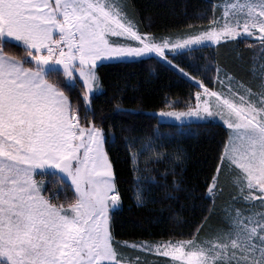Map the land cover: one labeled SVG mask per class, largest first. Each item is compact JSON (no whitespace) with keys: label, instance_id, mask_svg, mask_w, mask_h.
Instances as JSON below:
<instances>
[{"label":"snow or ice","instance_id":"obj_1","mask_svg":"<svg viewBox=\"0 0 264 264\" xmlns=\"http://www.w3.org/2000/svg\"><path fill=\"white\" fill-rule=\"evenodd\" d=\"M215 10L206 28L155 38L140 31L127 0H0V264H140V253L168 258L164 264H264V0H226ZM238 38L258 41V74L253 54L252 79L225 73L227 91L219 92L196 80L203 95L196 92L195 104L158 113L226 126L206 185L214 203L224 200L221 177H229L222 219L213 226L205 218L186 239L117 241L111 220L121 196L106 150L115 140L95 123L90 100L99 88L97 62L157 57L195 79L174 63L177 56ZM60 75L65 86L82 82L83 111L56 82ZM128 148L134 172L144 153L163 156L151 139ZM48 170L63 177L67 203L36 179ZM136 199L143 203L140 191Z\"/></svg>","mask_w":264,"mask_h":264},{"label":"trees","instance_id":"obj_2","mask_svg":"<svg viewBox=\"0 0 264 264\" xmlns=\"http://www.w3.org/2000/svg\"><path fill=\"white\" fill-rule=\"evenodd\" d=\"M221 2L127 0L129 12L135 17L140 31L155 38H178L188 31L208 27L212 17L219 16L215 9ZM190 24L196 27L190 29ZM250 44V41L236 40L177 56L174 63L184 67L195 79L183 77L157 57L98 66L96 71L102 92L91 97V107L95 112V123L103 126L115 140L106 145V150L114 162L121 196L120 207L111 220L117 241L156 243L186 239L195 234L205 218L213 226L222 219L231 187L229 177H221L226 188L224 200L214 203L207 195L206 185L215 175L227 139V128L211 120L187 125L162 123L155 113L186 109L195 101L196 92L201 90L196 80L219 92L222 88L227 89L225 73L237 81L252 79L253 54L257 47L254 44L249 47ZM10 51L23 54L17 47ZM255 64L258 74L257 59ZM217 68L221 70L219 73ZM221 80L225 81L223 86ZM65 81L63 75L56 78L70 100L80 102L83 111L82 82L65 86ZM149 139L163 156L157 160L153 153H144L139 158L140 171L134 172L128 145L135 142L138 150ZM178 153H182L180 161L176 160ZM173 172L176 175H172ZM39 176L51 193L60 194V203H67L60 177L52 172ZM138 191L143 195L142 204L136 199ZM67 196L70 198L72 193L68 192ZM124 252L132 258L137 255L128 249ZM140 258H143L140 264H164L167 259L147 253L141 254Z\"/></svg>","mask_w":264,"mask_h":264},{"label":"rangeland","instance_id":"obj_3","mask_svg":"<svg viewBox=\"0 0 264 264\" xmlns=\"http://www.w3.org/2000/svg\"><path fill=\"white\" fill-rule=\"evenodd\" d=\"M224 2H226V0H222V2H221V5H222V3H224ZM111 39H113V40H121V41H123V38H120V37H112ZM237 40H241L242 41V39H240V38H238ZM243 41H250L252 44H254L256 47H257V52H256V56H257V61L259 62V60H258V56H259V43H258V41L255 39V38H247L246 40H243ZM130 43H134V42H130ZM252 44H250V45H252ZM211 46H215V44H212ZM145 58H149V57H145ZM141 59H143V58H141ZM129 60H138V59H129ZM115 62H127V60H124V61H98L97 63H98V66H100V65H103L104 63H115ZM216 77V76H215ZM214 77V78H215ZM218 77V76H217ZM66 79V78H65ZM214 81H216V79H214ZM222 81V80H221ZM223 82H225V81H223ZM210 90H213V89H210ZM213 91H215V90H213ZM226 91H227V89H226ZM102 92V86L100 85V82H99V88H97V89H95L94 90V93L91 95V97L94 95V94H97V93H101ZM199 92H201V94L203 95V89L201 88V90L199 91ZM91 97H90V100H91ZM195 102H196V99H195V101L192 103V104H195ZM185 110V109H184ZM184 110H174V111H184ZM166 111H173V110H166ZM158 113L159 112H156L155 113V115L160 119V122H162V123H170V124H179V125H187L188 123H199V122H210V120L211 121H217V122H219V123H221V124H223V122L219 119V118H215V119H210V120H198V119H196V118H191V119H188V118H185L184 120H183V122H181V121H176L174 118H161V117H159V115H158ZM224 125V124H223ZM225 126V125H224ZM226 127V126H225ZM50 172H52V173H54V174H56L58 177H60L61 179H63V177L59 174V173H56L54 170H48V172H46V173H50ZM45 173V174H46ZM44 175V174H43ZM42 175V176H43ZM37 176H39V175H37ZM37 176H36V179H37ZM40 177V179H39V181H42L43 179L41 178V176H39ZM148 243H151V242H148ZM128 250H131V249H128ZM131 251H133V250H131ZM134 252V251H133ZM141 254H146V253H140V255ZM148 254V253H147ZM153 255V254H152ZM158 257V256H157ZM165 258V257H164ZM168 259V258H167ZM141 261H143V258H140V263H141Z\"/></svg>","mask_w":264,"mask_h":264},{"label":"crops","instance_id":"obj_4","mask_svg":"<svg viewBox=\"0 0 264 264\" xmlns=\"http://www.w3.org/2000/svg\"><path fill=\"white\" fill-rule=\"evenodd\" d=\"M48 172V171H47Z\"/></svg>","mask_w":264,"mask_h":264}]
</instances>
